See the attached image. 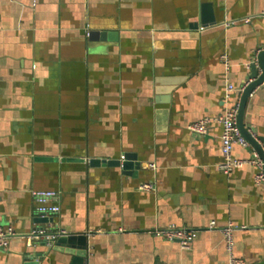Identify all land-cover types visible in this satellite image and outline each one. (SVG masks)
<instances>
[{"label": "crops", "instance_id": "1", "mask_svg": "<svg viewBox=\"0 0 264 264\" xmlns=\"http://www.w3.org/2000/svg\"><path fill=\"white\" fill-rule=\"evenodd\" d=\"M263 49L264 0H0V225L18 234L0 264H28L40 241L25 238L34 191L58 193L48 227L87 238L84 264H264L257 168L221 172V126L188 130L240 101L228 87ZM244 123L264 139V85ZM125 154L138 171L90 165ZM171 227L197 233L190 250L156 236ZM37 245L39 264H74Z\"/></svg>", "mask_w": 264, "mask_h": 264}, {"label": "built area", "instance_id": "2", "mask_svg": "<svg viewBox=\"0 0 264 264\" xmlns=\"http://www.w3.org/2000/svg\"><path fill=\"white\" fill-rule=\"evenodd\" d=\"M261 51V50H260ZM259 51V52H260ZM258 52V53H259ZM258 55V54H257ZM225 59V57H224ZM257 64V56L253 61ZM252 63V64H253ZM249 81L241 88L228 87V99L232 93L237 92L240 96L243 94L246 87L250 84ZM240 110V101L234 103V105L229 106L225 109L222 115L212 118L205 117L198 120L188 126V130L197 135L205 136L208 134L209 129L214 125L218 124L222 128L221 135V151L223 155V163L219 166L221 172L225 174H230L235 170L242 169L246 165H251L257 168L258 172L255 177L256 184L264 186V160L260 155L254 150L251 144L243 137L238 128V114ZM257 139V137H254ZM235 146H242L244 148H252L253 153L250 159L247 160H237L233 156V150ZM144 191H153L155 188L153 185L144 184L141 186ZM33 198L36 201V211L39 214L46 216H54L60 212V206L56 204L58 199V193L53 191H34ZM210 229H218L216 222L212 221L210 223ZM234 226L230 223L223 226L220 229L222 233L227 249L232 254L234 249ZM38 232H33L31 235L25 237L28 240H33L35 238L40 239ZM61 234V233H57ZM18 234L13 228H4L0 225V246L6 247L11 238L17 237ZM156 236L163 237L165 240L170 242H177L182 250H190L193 246L194 241L197 238V233L193 231H188L182 228L171 227L166 231L156 232ZM52 238H55L53 236ZM232 264H239L242 262L235 259L233 256L231 258Z\"/></svg>", "mask_w": 264, "mask_h": 264}, {"label": "water", "instance_id": "3", "mask_svg": "<svg viewBox=\"0 0 264 264\" xmlns=\"http://www.w3.org/2000/svg\"><path fill=\"white\" fill-rule=\"evenodd\" d=\"M213 24V23H212ZM261 71V75L258 73ZM250 84L246 87L240 99V110L238 114V128L243 135V137L251 144L254 150L260 155L264 160V148L261 143L264 142L263 138L255 139L253 134L249 131L244 123L245 113L247 109L248 102L251 98L253 92L264 85V49L261 50L257 55V64L250 65ZM81 161V160H78ZM92 167L109 166V167H121L124 172L138 171L141 167L140 162L134 154H125L120 161H103L99 159H94L90 161ZM37 213V211H36ZM54 219L52 216H46L37 213L34 218V223L38 226L36 232L40 233V241H35L33 244L38 246H51L56 252H62L71 254L74 256V264H84V260L88 254V242L85 236L78 235H63L57 234L48 225L53 224ZM55 236V238H52ZM29 249L28 252L30 260L28 264H39L42 260L44 253H36V246ZM36 253V254H35Z\"/></svg>", "mask_w": 264, "mask_h": 264}]
</instances>
